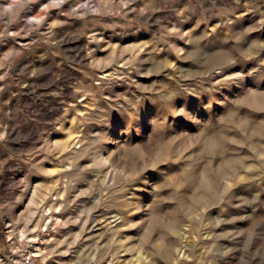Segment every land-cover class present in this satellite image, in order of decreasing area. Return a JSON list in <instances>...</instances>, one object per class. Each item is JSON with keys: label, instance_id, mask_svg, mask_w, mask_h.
Listing matches in <instances>:
<instances>
[{"label": "rangeland", "instance_id": "374dc122", "mask_svg": "<svg viewBox=\"0 0 264 264\" xmlns=\"http://www.w3.org/2000/svg\"><path fill=\"white\" fill-rule=\"evenodd\" d=\"M54 2L0 22V264L14 227L50 228L42 264H259L264 0Z\"/></svg>", "mask_w": 264, "mask_h": 264}, {"label": "clouds", "instance_id": "9594fccd", "mask_svg": "<svg viewBox=\"0 0 264 264\" xmlns=\"http://www.w3.org/2000/svg\"><path fill=\"white\" fill-rule=\"evenodd\" d=\"M33 0H6L4 3H0V22L4 23H15L18 13L22 10L23 6L29 3H32ZM64 0H55L53 6H59V4L63 3ZM124 2V0H122ZM31 21L29 20V23ZM247 59V57H245ZM235 63V60L232 62ZM232 65L231 64H218L215 67H210L208 65V62L206 59L202 60L200 62V68L201 71L205 74L207 80H211L213 77H215L217 74L223 75L227 69H229ZM229 80H243L242 76H239L236 73L231 74L230 76L224 77L221 82L227 83ZM242 105L238 103V101L233 102V108L234 110H239ZM205 109H207V106L205 105ZM177 115H180L181 113H176ZM190 123H195L194 121H189ZM139 134V133H138ZM196 143L200 144L201 148H203V137L200 140H197ZM202 158L204 160L209 159V155L207 153L202 154ZM259 160L264 161V153L259 154L257 157ZM108 161L103 160L102 164L107 165ZM169 158L167 156H161L160 158L153 159L151 156H145L141 157L138 160L139 167L137 169H133L130 172L127 173H120L119 177H114L112 181V185H109V187H112L116 184L121 185H127L130 184L138 179L141 178V175L143 173H146L148 170L151 171H158V169L162 165L169 164ZM100 165L97 164H91V165H85L84 169L82 171H90L95 168H98ZM198 181V176L193 177V180L190 181V183L195 184ZM223 182L218 185L217 189L209 193V200H217L223 195ZM163 187H169L172 188L173 185H171L167 179V175L165 174V181ZM163 190L161 186H153V191L158 192ZM256 240L264 241V233L258 232L255 229L250 231L249 233L245 234V242H244V249L243 251L245 253L248 252V249L251 248L252 244ZM261 247H264V244L261 245ZM224 255H227V252L223 253ZM255 256L260 257L259 264H264V252H261L260 248L257 249ZM255 256L253 258H255ZM241 264H250V261H248L245 257L241 258Z\"/></svg>", "mask_w": 264, "mask_h": 264}, {"label": "built area", "instance_id": "2783aa9c", "mask_svg": "<svg viewBox=\"0 0 264 264\" xmlns=\"http://www.w3.org/2000/svg\"><path fill=\"white\" fill-rule=\"evenodd\" d=\"M50 228L14 227L6 234L7 258L13 264H42Z\"/></svg>", "mask_w": 264, "mask_h": 264}, {"label": "bare ground", "instance_id": "6f19581e", "mask_svg": "<svg viewBox=\"0 0 264 264\" xmlns=\"http://www.w3.org/2000/svg\"><path fill=\"white\" fill-rule=\"evenodd\" d=\"M45 218H47V215H45V217H44V221H45ZM52 218V217H51ZM42 222V224H40V227L42 226V225H45V223H47V222Z\"/></svg>", "mask_w": 264, "mask_h": 264}]
</instances>
